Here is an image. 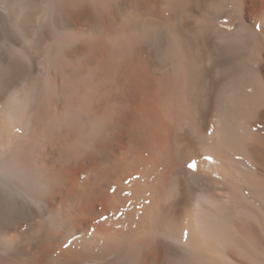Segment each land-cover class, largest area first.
I'll use <instances>...</instances> for the list:
<instances>
[{
    "label": "bare ground",
    "instance_id": "obj_1",
    "mask_svg": "<svg viewBox=\"0 0 264 264\" xmlns=\"http://www.w3.org/2000/svg\"><path fill=\"white\" fill-rule=\"evenodd\" d=\"M0 44V264H264V0H0Z\"/></svg>",
    "mask_w": 264,
    "mask_h": 264
},
{
    "label": "rangeland",
    "instance_id": "obj_2",
    "mask_svg": "<svg viewBox=\"0 0 264 264\" xmlns=\"http://www.w3.org/2000/svg\"><path fill=\"white\" fill-rule=\"evenodd\" d=\"M1 44H0V49H1ZM31 220V221H30ZM30 220L29 219H24L23 221H25V222H22L21 223V225H20V227H19V230L20 231H24V230H32V229H38V228H42V227H44L41 223H39V220H40V222H41V218L39 219V217H36V218H30ZM30 221V222H29ZM30 224H29V223ZM25 223H27V224H25ZM25 224V225H24ZM32 224H34V225H32ZM29 225H30V227H29ZM27 226V227H26ZM24 227V228H23ZM35 227V228H34ZM14 231H16V230H12V231H8V233L6 232L5 234L3 233H1L0 234V258H2V256L4 257V256H6V254L10 251V248H9V246H8V243L7 242H5V241H7L6 239H7V237H17V236H19L20 234H17V232L15 233ZM59 231V232H58ZM12 232V233H11ZM51 232L53 233V235L55 234H60V235H66L65 234V231L64 230H62V229H57V228H54V229H52L51 230ZM63 233V234H62ZM6 235H7V237H6ZM2 237V238H1ZM64 243V244H63ZM62 244V245H61ZM61 244H59V245H61L60 246V248H57L54 252H57L58 250H60V249H62V248H64V246L66 245V242L65 241H63ZM27 247V250H28V252H32V248L29 246V244H27L26 246H25V248ZM66 247V246H65ZM6 248V249H5ZM6 250H7V252H6ZM31 250V251H30ZM49 257V256H48ZM52 258V256L51 257H49V259L47 258L44 262V264H53V258ZM50 260V261H49ZM48 261V263H46Z\"/></svg>",
    "mask_w": 264,
    "mask_h": 264
},
{
    "label": "snow or ice",
    "instance_id": "obj_3",
    "mask_svg": "<svg viewBox=\"0 0 264 264\" xmlns=\"http://www.w3.org/2000/svg\"><path fill=\"white\" fill-rule=\"evenodd\" d=\"M209 159H211V157H209ZM196 165H192V167H195Z\"/></svg>",
    "mask_w": 264,
    "mask_h": 264
}]
</instances>
